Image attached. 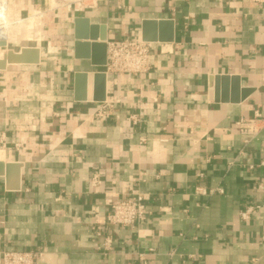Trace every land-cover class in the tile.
Returning a JSON list of instances; mask_svg holds the SVG:
<instances>
[{
	"label": "crops",
	"instance_id": "crops-1",
	"mask_svg": "<svg viewBox=\"0 0 264 264\" xmlns=\"http://www.w3.org/2000/svg\"><path fill=\"white\" fill-rule=\"evenodd\" d=\"M15 1L50 21L29 47L40 51L39 65L0 70V154L20 173L16 191L0 177V258L9 250L43 253L41 264H264L256 189L264 172L249 169L264 162V128L245 144L234 126L264 117V2L89 0L74 13L54 0L49 9L44 0ZM77 16L104 26L106 42L140 38L143 20L174 22L173 43L151 44L146 74L106 76L114 109L103 120L94 117L99 103L73 100L74 74L102 71L73 58ZM26 25L30 37L18 41L39 34ZM223 76L226 101L220 86L215 102L210 79ZM231 79L238 96L249 91L238 103ZM131 195L145 199V219L103 225L110 206ZM256 203L259 211L240 220Z\"/></svg>",
	"mask_w": 264,
	"mask_h": 264
},
{
	"label": "built area",
	"instance_id": "built-area-1",
	"mask_svg": "<svg viewBox=\"0 0 264 264\" xmlns=\"http://www.w3.org/2000/svg\"><path fill=\"white\" fill-rule=\"evenodd\" d=\"M86 0H73L71 4L66 6L68 12L77 13L85 6L83 2ZM264 2V0H262ZM9 0H0V8ZM89 7V6H86ZM7 45V44H6ZM150 48L151 44L141 41L140 38H130L119 41L106 42V63L102 67V73L106 76L117 75L119 77H134L146 74L150 67ZM113 104L107 101L98 104V108L94 114L96 119H106L112 115ZM131 122H135V118L130 117ZM239 134L245 144L255 139L264 128V117L255 112L252 118H240L234 123ZM1 148H4L3 140H0ZM262 169L264 172V162L260 161L255 166H249V169ZM92 186L98 184V176L95 174L92 178ZM256 189L264 194V173L258 180ZM219 192V191H218ZM221 193V191H220ZM203 195H207L202 193ZM144 198L140 195H131L120 201L113 203L109 211L105 215L103 225L108 227L133 228L140 224L145 218L146 205ZM261 206L256 204L247 205L239 212V219L246 222L254 216ZM94 238H102L101 225L96 224L93 227ZM264 244V233L260 239ZM110 238H104L103 247L108 250L110 248ZM43 253L33 251H9L4 250L1 253L0 264H41ZM258 260L252 259L250 264H257Z\"/></svg>",
	"mask_w": 264,
	"mask_h": 264
},
{
	"label": "water",
	"instance_id": "water-1",
	"mask_svg": "<svg viewBox=\"0 0 264 264\" xmlns=\"http://www.w3.org/2000/svg\"><path fill=\"white\" fill-rule=\"evenodd\" d=\"M69 5L73 0H55ZM100 32V33H99ZM73 58L87 60L93 68H102L106 63V28L91 24L86 18L73 19ZM140 39L145 43L168 44L174 41V22L171 20H143L140 24ZM7 45L0 41V49H5V54L0 60V70L10 65H39L40 51L37 48H22L19 52L6 50ZM211 88L214 101L218 102V88H222L221 102L226 101L225 89L228 78H211ZM237 79H231L233 98L231 103H238L246 98L249 91H242L237 95ZM73 100L76 102L102 103L106 101V75L102 72L75 73L73 76ZM88 88V90H87ZM0 177L5 178L6 189L16 191L19 187V165L2 162L0 154Z\"/></svg>",
	"mask_w": 264,
	"mask_h": 264
},
{
	"label": "rangeland",
	"instance_id": "rangeland-1",
	"mask_svg": "<svg viewBox=\"0 0 264 264\" xmlns=\"http://www.w3.org/2000/svg\"><path fill=\"white\" fill-rule=\"evenodd\" d=\"M43 3H45V8H48V5L46 4L47 3L46 0H44ZM83 3L85 6L90 5L89 0H87ZM9 4H10L9 10H11V15L9 13L8 17H9V20H11V22H13V23L15 22L14 24L13 23L10 24L11 26L13 25V27L17 28V27H20L19 25H21V24L26 25V23L27 24L32 23L35 26L39 25L40 32L37 35L31 34V38L29 41L28 40H21V41H18L16 43H10L9 44L10 48H8V50L14 49L16 51H20V49H22V48H29L31 46H34V44H36V43L39 44L41 42V40H44V38H45L44 34L48 30V27H49L48 23L50 21V20L49 21L47 20L48 17H45L46 14L39 17L38 15H36V12L33 13V12L20 11L21 7L19 6V3L15 0L14 1L10 0ZM51 7L55 8L56 5L51 6ZM31 16L32 17L35 16V17L30 18ZM9 20H7V22L5 23V25L2 28L7 27Z\"/></svg>",
	"mask_w": 264,
	"mask_h": 264
},
{
	"label": "bare ground",
	"instance_id": "bare-ground-1",
	"mask_svg": "<svg viewBox=\"0 0 264 264\" xmlns=\"http://www.w3.org/2000/svg\"><path fill=\"white\" fill-rule=\"evenodd\" d=\"M9 3H10V0H9ZM9 3L6 2L3 5V7L1 6L0 8V41L5 42L6 44L18 42V40L20 39V37H22L23 34H24V37H30V30L28 28V25L21 24L19 25L20 27H17V28L13 27V25L12 26L10 25L13 22H11V20H9V17H8L9 13L11 15V10H9L10 8ZM7 20H9L7 27L2 28L7 22Z\"/></svg>",
	"mask_w": 264,
	"mask_h": 264
}]
</instances>
